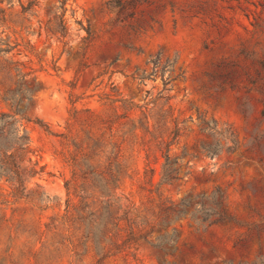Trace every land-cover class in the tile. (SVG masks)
Wrapping results in <instances>:
<instances>
[{
    "label": "rangeland",
    "instance_id": "obj_1",
    "mask_svg": "<svg viewBox=\"0 0 264 264\" xmlns=\"http://www.w3.org/2000/svg\"><path fill=\"white\" fill-rule=\"evenodd\" d=\"M1 1L5 9L13 4L0 27V49H10L4 58L34 71L23 83L13 81L11 91L33 86L23 115L55 130L70 100L101 109L119 94L143 105L146 91L154 97L162 89L159 74L148 77L150 61L158 53L162 63L175 61L165 75L169 105L185 124L173 154L188 163L189 176L165 190L174 201L187 200L188 214L195 196L217 190L233 221L207 226L187 215L178 240L165 248L177 251L164 256L140 245L142 264H264V0H68L64 39L44 31L53 0H38L30 22L16 14L32 0ZM0 111L7 112L1 101ZM27 132L33 161L45 166L32 183L63 203L51 139L34 124ZM0 187L8 190L4 180Z\"/></svg>",
    "mask_w": 264,
    "mask_h": 264
},
{
    "label": "trees",
    "instance_id": "obj_2",
    "mask_svg": "<svg viewBox=\"0 0 264 264\" xmlns=\"http://www.w3.org/2000/svg\"><path fill=\"white\" fill-rule=\"evenodd\" d=\"M53 1L57 5L44 31L64 39L68 0ZM129 1L137 5L141 0ZM8 4L6 9L0 6V27L12 10L13 4ZM37 4H21L16 15L30 22ZM12 34L18 32L12 28ZM9 50L0 49V101L7 109L0 111V181L8 188L0 187V264H142L137 257L140 245L164 256L177 251L165 248L176 243L177 225L187 215L207 226L233 221L217 190L195 196L189 214L187 200L174 201L165 190L189 176L188 163L173 154L185 124L169 105L170 77L165 75L175 61L162 63L160 53L150 61L148 77L159 74L162 89L154 97L146 91L143 105L119 94L101 109L80 108L70 100L63 124L55 130L23 115L33 86L21 85L18 92L10 87L13 81L25 82L34 71L24 62L5 59ZM28 124L37 125L52 141L51 154L62 169L63 203L32 183L45 173V166L32 159ZM199 147L207 156L214 155L203 144Z\"/></svg>",
    "mask_w": 264,
    "mask_h": 264
}]
</instances>
